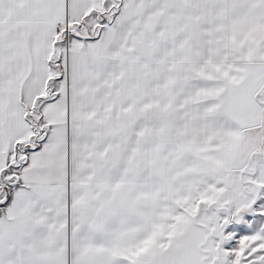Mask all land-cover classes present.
Listing matches in <instances>:
<instances>
[{
	"label": "snow or ice",
	"instance_id": "obj_1",
	"mask_svg": "<svg viewBox=\"0 0 264 264\" xmlns=\"http://www.w3.org/2000/svg\"><path fill=\"white\" fill-rule=\"evenodd\" d=\"M0 264H264V0H0Z\"/></svg>",
	"mask_w": 264,
	"mask_h": 264
}]
</instances>
